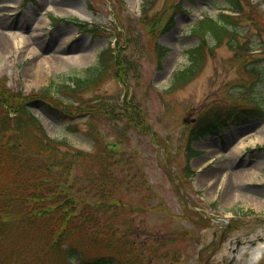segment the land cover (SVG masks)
I'll return each instance as SVG.
<instances>
[{"label": "rangeland", "instance_id": "obj_1", "mask_svg": "<svg viewBox=\"0 0 264 264\" xmlns=\"http://www.w3.org/2000/svg\"><path fill=\"white\" fill-rule=\"evenodd\" d=\"M40 1L0 0V20L7 21L0 31L13 35L0 47V92L11 103L0 106V139L11 138L14 128L39 137L27 107L45 134L62 141V152L79 161L81 185L104 202L102 222L130 225L147 264L262 261L264 250L248 262L264 245V115H256L264 82L252 85L257 73L250 69L264 63V0H240L234 48L227 35L218 44L209 38L211 51L197 74L172 87V72L188 64L186 50L198 43L191 25L217 16L225 0H155L145 12L142 0ZM27 14L30 20L18 25ZM108 46L115 51L105 50L109 66L102 68L99 54ZM95 65L102 68L98 78L72 89L70 76H85ZM195 126L215 131L191 139ZM189 145L195 152L188 155ZM10 182L3 169L0 189L12 190ZM14 216L21 213L4 218ZM30 237L40 235L29 229ZM18 238L2 242L0 254L13 243L21 247ZM78 243L96 249L86 237Z\"/></svg>", "mask_w": 264, "mask_h": 264}, {"label": "trees", "instance_id": "obj_2", "mask_svg": "<svg viewBox=\"0 0 264 264\" xmlns=\"http://www.w3.org/2000/svg\"><path fill=\"white\" fill-rule=\"evenodd\" d=\"M226 1L230 10L243 11L242 1ZM236 24V17L224 13L219 18L194 23L192 31L199 36V44L187 50L189 65L173 74V82H186L196 73L206 49L210 50L208 38L220 42L223 35H230L229 44H236ZM263 68L264 64L250 67L257 73V83L264 81ZM87 71L89 73L85 76L70 77L74 83L72 89L93 83L100 68H88ZM7 93L0 92V106H11L7 102L10 99ZM25 111L32 119L30 122L35 124L39 137L27 136L14 128L11 138L0 139V172L5 169L11 178L9 186L13 185L8 192L4 187L0 189V196L4 192L7 194V198L0 201V226H3L0 227V246L12 234L22 240L21 247L13 243V247L2 249L0 264H53L55 261L61 264L76 261L77 264H147L144 247L132 237L130 225L111 227L103 223L100 206L104 202L86 198L90 186L81 185L75 175L79 161L73 152L63 153L62 141L47 136L27 107ZM25 111L21 109L20 113L25 115ZM258 113L263 115L264 107ZM203 132L197 127L192 130V137ZM78 153L80 159L86 161L85 153ZM17 212L21 216H14L10 221L15 225L4 218ZM29 229H36L40 238L27 239ZM83 237L90 239L96 249L80 245L78 240ZM259 264H264V260Z\"/></svg>", "mask_w": 264, "mask_h": 264}, {"label": "bare ground", "instance_id": "obj_3", "mask_svg": "<svg viewBox=\"0 0 264 264\" xmlns=\"http://www.w3.org/2000/svg\"><path fill=\"white\" fill-rule=\"evenodd\" d=\"M39 1L40 0H37V3ZM39 3L41 4V1ZM53 3H54V1H53ZM40 4H38V5H40ZM58 9H60V8H58ZM29 17H31V15H28V14H27L26 17L19 16L17 24L20 25V23L24 20V18H26L29 21L30 20ZM6 25H7V21L6 20H0V28H2L3 26H6ZM57 36H58V33L53 34V38L54 39L57 38ZM12 38H13V35L12 36L9 35V37H8L2 31H0V47H4L5 45L8 46V41L12 40ZM32 39L36 40L37 37L34 36V38H32ZM29 64L30 63H28L27 67L29 66ZM222 166H223V164L218 165V167H216L214 170L210 171V173L215 172V170H217V168L222 167ZM207 175L208 174L203 175V178H206ZM227 188H228V186H227ZM263 250H264V245H262V243L257 244V246L255 247V250H253L252 256L249 257V259H248L249 261L248 262L252 261V259L255 257L254 255H256V256L260 255L261 254L260 252H262Z\"/></svg>", "mask_w": 264, "mask_h": 264}]
</instances>
